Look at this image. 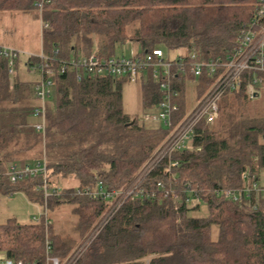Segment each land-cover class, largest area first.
<instances>
[{
	"label": "trees",
	"instance_id": "trees-1",
	"mask_svg": "<svg viewBox=\"0 0 264 264\" xmlns=\"http://www.w3.org/2000/svg\"><path fill=\"white\" fill-rule=\"evenodd\" d=\"M257 1L52 0L43 14L49 23L42 30L44 52L52 55L58 48L59 58L92 51L110 57L118 45L130 41L139 55L160 48L170 58L191 53L202 59L225 58ZM33 2L0 0V10H36ZM20 62L11 74L7 60L0 58V171L12 163L34 164L45 155L50 185L60 189L46 198L39 176L12 183L2 174L0 197L22 191L40 206L46 202L50 211L71 204L86 232L105 212L108 200L90 198L83 188L100 180L108 188H123L166 138L164 126L143 120L156 109L160 85L151 73L139 80L142 114L131 115L123 105L127 78L85 75L77 80L72 70L59 73L42 133L34 126L35 83L21 77ZM40 62L29 56L24 66L33 71ZM189 76L177 84V120L186 114ZM249 76L246 73L240 88L222 97L214 123L201 122L188 148L172 160L164 159L145 177V194L126 199L76 264H264V186L259 183L264 168V83L249 92ZM211 82L198 79V97ZM59 174L75 177L78 185L61 187L55 178ZM246 174L261 190L243 203L226 199L222 191L245 186ZM160 179L173 184L181 203L156 186ZM188 189L199 195V204L185 201L193 195ZM151 191L155 197L147 196ZM53 222L46 228L43 222L7 218L0 223V254L42 262L48 238L54 255L65 258L77 240L57 234Z\"/></svg>",
	"mask_w": 264,
	"mask_h": 264
},
{
	"label": "built area",
	"instance_id": "built-area-1",
	"mask_svg": "<svg viewBox=\"0 0 264 264\" xmlns=\"http://www.w3.org/2000/svg\"><path fill=\"white\" fill-rule=\"evenodd\" d=\"M33 5L39 14L41 29L49 27V23L43 20L45 8L52 0H33ZM25 52L12 46L0 44V58L7 60L9 72L15 71L16 62ZM59 50L56 48L52 55L41 52L37 56L41 62L33 66V71L38 73V80L33 86V97L37 101V106L33 110L36 118L34 124L38 132L45 133L47 122V110L53 94L55 77L59 73L67 70L75 72L77 80H82L85 75H101L122 78L125 77L130 83H136L146 78L147 73H151L152 78L158 82L161 89V97L156 109L143 115V120L155 125H162L168 130V134L162 145L154 152L153 156L138 170L132 180L123 188H108L100 180L94 187L83 188V193L93 199L108 200L107 209L101 215L90 237L80 247L73 250V253L62 262L52 251V245L47 238L45 241V259L38 261L15 260L0 254V264H76L78 259L87 250L92 241L101 232L108 221L115 215L119 208L130 196L145 194L141 186L145 177L164 159L173 158L176 152L182 151L193 142L198 125L205 121L212 124L219 116V103L222 97L240 88L244 75L250 74L248 81L249 92H254L256 87L264 83V0H258L252 12L250 20L243 24L240 29L236 43L225 58L202 59L196 53H191L187 58L167 57L160 48L147 51L144 55L132 53L130 56H102L96 51L86 55L71 56L69 58H59ZM192 76L189 83H198L199 78H210L212 82L201 97L196 98L194 107L186 112L184 116L177 120V115L181 111V106L177 99L180 91L177 84L183 76ZM181 76V77H180ZM177 165V161L172 163ZM8 176L10 182L17 183L28 178L39 176L41 184L39 189L43 190L47 198L52 193L59 192V187H51L49 182L50 171L47 157L34 164L21 166L12 163L7 170L2 173ZM247 182L245 186L238 188L224 189L223 196L226 199L243 203L246 197L253 191L261 190L259 183L248 174L244 175ZM156 186L162 190L166 197H170L175 203H181L179 192L171 182L160 179ZM192 196L186 197L185 201L192 206L200 203V197L193 190H186ZM155 197V192L147 193V196ZM43 212L40 217L33 216V222H43L46 228L51 224L48 216L47 203L42 206Z\"/></svg>",
	"mask_w": 264,
	"mask_h": 264
},
{
	"label": "rangeland",
	"instance_id": "rangeland-1",
	"mask_svg": "<svg viewBox=\"0 0 264 264\" xmlns=\"http://www.w3.org/2000/svg\"><path fill=\"white\" fill-rule=\"evenodd\" d=\"M0 37L2 42L9 45H13L19 49L39 52L41 49V24L38 13L34 10L23 11V10H0ZM131 46L118 45L116 47V55L130 56L132 53ZM31 52L23 53L21 56L22 68L24 67L25 59ZM35 55V54H34ZM23 78L27 80H35L38 77V73L34 71H23ZM141 81L136 83H127L123 87V105L127 113L131 115L142 114V104L140 101V86ZM194 84L189 83L188 89L193 90ZM194 94L188 92V102H192ZM253 103V101H252ZM191 104V103H190ZM254 106V105H253ZM259 107V106H257ZM264 110V103L261 105ZM255 109L252 107L251 110ZM261 109H259L260 111ZM165 139V138H164ZM58 176V179H57ZM135 176V175H134ZM59 181L61 187L66 186H77L78 180L73 176L62 177V174L56 175L55 177ZM260 180L264 186V168L262 169ZM71 204L64 205L55 210H49L48 216L54 220L53 227L57 234L61 236L71 235L77 240V243L73 250L78 246L82 245L90 237L93 228L96 224L92 225L86 232H83L78 225L76 216L71 212ZM43 212L42 206L36 204L28 199L26 194L22 191H18L13 195L1 196L0 197V223L4 222L7 218L15 217L21 222L33 221V216L40 217V213ZM54 231V232H55ZM83 234V235H82ZM64 238V237H63ZM73 250L69 256L73 253ZM57 256V255H56ZM62 262L65 258H60Z\"/></svg>",
	"mask_w": 264,
	"mask_h": 264
},
{
	"label": "crops",
	"instance_id": "crops-1",
	"mask_svg": "<svg viewBox=\"0 0 264 264\" xmlns=\"http://www.w3.org/2000/svg\"><path fill=\"white\" fill-rule=\"evenodd\" d=\"M35 11V13H36V10H34ZM27 12V11H26ZM39 15V14H38ZM39 19H40V17H39ZM40 24H41V21H40ZM43 35H42V29H41V41H42V43H41V49H40V51L37 53V52H33V51H27V50H23V49H19V48H17V47H15V46H13V45H9V44H7V43H4V42H2V41H0V44H4V45H8V46H12V47H14V48H17V49H19V50H21V51H23V52H31V53H33V54H35V55H38V54H40L41 52H44V47H43V37H42ZM0 40H1V37H0ZM124 45H127V47L129 46V48L131 47V46H133V48H132V52H134V53H137V49H138V47H137V45L135 44V43H132V42H130V41H127ZM26 60V59H25ZM21 62H22V60H21ZM20 62V64H19V67H18V72L20 73V75H21V77L23 76V74H22V72L23 71H28L26 68L24 69V68H22V63ZM24 66V65H23ZM25 67V66H24ZM39 77V76H38ZM38 77L35 79V80H29V81H32V82H34V83H36L37 82V80H38ZM23 78V77H22ZM24 79V78H23ZM24 80H27V79H24ZM189 83V82H188ZM194 84V89L191 91V90H189V89H187V93L185 94V98H186V112H189L193 107H194V105H195V101H196V98H198V92H197V90H196V84L197 83H193ZM192 92V94H194V97H193V100H192V102H188V99H187V95H188V92ZM191 103V104H190ZM259 183H260V185H262V183H261V180L259 181ZM263 186V185H262Z\"/></svg>",
	"mask_w": 264,
	"mask_h": 264
}]
</instances>
